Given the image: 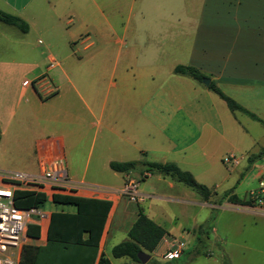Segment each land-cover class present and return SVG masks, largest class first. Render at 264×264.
Masks as SVG:
<instances>
[{"label": "crops", "instance_id": "1", "mask_svg": "<svg viewBox=\"0 0 264 264\" xmlns=\"http://www.w3.org/2000/svg\"><path fill=\"white\" fill-rule=\"evenodd\" d=\"M136 7L143 11L133 34L147 33L141 27L153 8L158 32L174 41L150 50L142 65L145 53L133 49L103 57L100 48L87 63L78 56L96 45L86 31L89 11L108 24L98 33L105 39L118 36L112 22ZM104 8H112L110 18ZM0 10L27 21L41 45L23 33L18 57L0 59V172L39 174L62 163L71 182L82 184L89 177L81 170L85 153L96 148L93 172L122 179L121 186L71 194L112 203L97 262L103 255L111 264H142L111 254L129 239L142 210L166 230L155 250L145 252L151 256L146 264H264V214L223 197L231 192L245 200L231 174L217 172L229 148L241 150L237 145L247 141L249 122L203 83L174 71L194 67L245 109L254 112L244 105L249 97L264 107V0H0ZM154 56L163 63L154 64ZM87 64L92 69L85 75ZM254 155L241 159L249 164ZM138 160L174 163L216 194L204 198L158 174L150 188L138 186L140 200L132 202L121 190L128 176H137L114 172L110 163ZM49 202L70 209L50 210L37 224L40 237H27L25 245L44 246L51 214L76 210ZM179 242L186 244L182 254L165 259Z\"/></svg>", "mask_w": 264, "mask_h": 264}, {"label": "trees", "instance_id": "2", "mask_svg": "<svg viewBox=\"0 0 264 264\" xmlns=\"http://www.w3.org/2000/svg\"><path fill=\"white\" fill-rule=\"evenodd\" d=\"M0 22L14 26L22 33L29 32V24L19 16L0 10ZM175 73L189 76L203 82L207 78L198 69L191 66H177ZM223 99L231 111H242L251 118L258 120L257 116L234 99L224 94L214 82L208 86ZM1 141V129H0ZM259 155L251 156L249 164H254ZM110 168L117 173H139L143 177L147 174H160L171 180L181 183L204 198H209L216 193L206 185L199 183L188 171L181 170L174 163L151 162L146 160L130 162H111ZM148 177V176H145ZM227 192L223 197L234 204L247 205L245 200ZM49 202L46 194L26 191H17L15 204L22 209H42ZM52 202L57 205L75 207L74 213L53 212L47 232V243L44 246H23L20 264H111L103 255L99 256V245L107 223L112 203L109 200H99L81 197L77 195L56 194ZM204 229L199 228V231ZM41 228L38 225H30L27 235L29 238L40 237ZM166 230L157 225L142 210L139 211L137 220L128 232L129 239L112 248L111 254L114 258L128 257L137 263L139 252L152 253L161 239L165 236Z\"/></svg>", "mask_w": 264, "mask_h": 264}, {"label": "rangeland", "instance_id": "3", "mask_svg": "<svg viewBox=\"0 0 264 264\" xmlns=\"http://www.w3.org/2000/svg\"><path fill=\"white\" fill-rule=\"evenodd\" d=\"M104 11H105V15H109L110 18L113 12L112 8H104ZM142 11H143L142 7L141 8L136 7L134 10V14H131V16L129 12L127 11L124 12L123 15L120 16L119 20L112 22L116 28V31L118 32V36L115 35L114 38L106 37L105 39L100 38L101 36L98 35V33L100 34V32L102 33V31L108 30V24L104 22V20L101 18L100 15H98V13L95 12L94 14H92L89 11V18L92 19L88 22V28L86 31L90 32L92 36V41L95 42L96 45L93 48L89 49L88 51L80 52L78 56L80 57L84 56L87 63V62H93L95 60V57L99 52L100 48H102V50H104L103 52H105L103 57H105L107 53L109 55H111L113 52L116 53L120 48H123L122 49L123 52L133 49L140 53H145V55L141 54L139 58V62H137V65H142L143 64L142 61H144V57H147V53H149L150 50L153 49L158 50L161 47L168 46L170 41H174L168 38L167 39L162 38V34L158 32L160 26L158 23H155V18L157 17V13L156 10H153V8H151V16L149 17L148 22H146L147 24L146 25L142 24L141 27L142 29L141 31L145 32L146 30L147 33L140 34V37L133 34L132 27L134 24L137 25L134 22H137L139 20L141 16L140 13ZM150 20L152 23H149ZM22 34L23 33L15 27L6 25L4 23H0V59H11L18 57L19 52L16 50L18 47L17 37L23 36ZM24 38L25 40H28L29 42L34 43L37 46L35 31L30 30V32L25 34ZM117 38H119L120 41L118 44H116L115 42ZM38 46L41 47V45ZM37 58H39V56H37ZM40 58H44V57L41 55ZM154 58H157L156 59L157 61H154V64L159 65L163 63V61L162 62L159 61V57L154 56ZM87 67L89 69L84 68L82 72L85 75L89 74V71L92 69L91 64H87ZM260 103L261 102H257L253 100L252 97L251 98L249 97V99L245 100L244 102V105H247V107L253 109L254 112L252 111L250 112L255 114L258 120L251 118L249 115L243 113L242 111H236L238 112L239 116L242 117L244 116V118H247L249 122L248 125H245V130L247 132V141L237 145L239 148H241V150H232L233 148H229L230 149L228 150L229 152H227L223 156V159L224 157L234 153L233 155H235L236 158L239 159L240 165L237 167H233L223 162V167L221 166V169L220 167L218 168L217 166V172L221 174L220 176L231 174L230 178H231L232 186L235 187L234 190L236 191L239 197H244V198H246L248 191H250L251 189L257 186V181L255 180V176L258 168L262 166L261 162H258L255 165L254 164L250 165L248 164L246 158L241 159L242 155L244 156L247 155L248 153H254L255 155H257V154H261L264 151V107L263 104ZM223 147L227 148V146L225 145ZM89 153H91L90 158H88ZM96 153H97L96 148H91V147H89L85 153L84 162L81 170L82 171L86 170L89 177H87L85 180L82 181L80 187L97 189V187H103V185L106 184L121 186L122 185L121 176H119L118 178H110L106 174L93 172ZM218 169H220V171ZM92 174L95 176V178H90V175ZM219 174H218V178L220 179ZM135 175L137 176L136 178H138L139 181V189L146 187L150 188L149 186L154 184L155 181L159 180L157 176H160L158 174H152L150 175V177H142L141 174L136 172ZM219 179H217L218 183L221 181V179L220 180ZM180 186H181L180 188H187L182 184H180ZM187 189L190 190L189 188ZM61 209H70V208L55 206L50 202H47L45 206L42 208V210L46 213H48L50 210H61Z\"/></svg>", "mask_w": 264, "mask_h": 264}, {"label": "built area", "instance_id": "4", "mask_svg": "<svg viewBox=\"0 0 264 264\" xmlns=\"http://www.w3.org/2000/svg\"><path fill=\"white\" fill-rule=\"evenodd\" d=\"M28 82H25L27 84ZM223 162L237 167L239 159L230 154L224 157ZM261 162L256 172L257 186L248 191L245 201L247 207L264 214V151L256 163ZM255 163V164H256ZM254 164V165H255ZM150 176L145 173L143 177ZM139 181L128 176L121 194L130 201L140 200L138 191ZM80 184L71 182L67 170L62 163L44 166L39 174H29L21 171L0 172V264H20L21 251L28 237L30 225H37L39 221L47 218V213L39 208L22 209L16 206L17 191H26L46 194L52 199L56 194H75ZM186 244L179 242L174 249H170L164 258L173 260L178 258L185 250Z\"/></svg>", "mask_w": 264, "mask_h": 264}, {"label": "water", "instance_id": "5", "mask_svg": "<svg viewBox=\"0 0 264 264\" xmlns=\"http://www.w3.org/2000/svg\"><path fill=\"white\" fill-rule=\"evenodd\" d=\"M210 83H211V80L209 79V78H205V79H203V84L205 85V86H209L210 85ZM150 255L149 254H147V253H145V252H139L138 253V260L142 263V264H146L149 260H150Z\"/></svg>", "mask_w": 264, "mask_h": 264}]
</instances>
